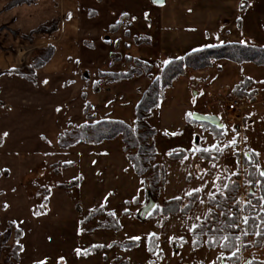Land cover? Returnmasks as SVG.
Segmentation results:
<instances>
[{
	"label": "rangeland",
	"instance_id": "374dc122",
	"mask_svg": "<svg viewBox=\"0 0 264 264\" xmlns=\"http://www.w3.org/2000/svg\"><path fill=\"white\" fill-rule=\"evenodd\" d=\"M9 1L0 0V72L25 67L36 47L32 45L34 41L23 40L13 32L27 34L52 15L43 3L32 14L3 15ZM54 3L57 9V1ZM57 10L55 19L59 21ZM256 13L264 18V11L257 9ZM139 22L121 23L116 35L109 29L115 23H96L92 29L97 34L92 36L80 37L75 30V45L81 52L78 61L75 64L65 61V50L60 46L54 68L40 70L35 82L0 75V171L8 170L14 183L11 185H15L5 188L7 201L0 210V233L8 223H14L23 234L19 262L3 249L0 264H227L231 255L223 254L219 248L192 249L184 243H189V236L174 238L175 232L168 230L167 225L160 229V217L151 216L160 204L159 198L151 197L145 178L133 174L119 139L70 150H62L56 144L57 136L64 130L83 123L118 119L133 125L135 104L158 77V67H153L151 60L149 72L127 82L111 83L103 74L144 71L131 60L133 56L139 57V49H144L133 40H142L148 34L141 19ZM60 34L53 36L57 38ZM45 36L35 35L33 40ZM38 46L45 44L41 42ZM246 67L252 69L245 71L248 76L264 80L263 69L250 63ZM228 69L211 71L203 86L205 97L208 91L213 92L214 104L223 97L224 106L233 100L226 97L235 88ZM259 88L256 105L234 99L243 107L241 111L219 113L228 140L225 147L217 148L221 156H227L229 177L237 176L240 181L246 171L244 155L256 154L257 169L264 170V83ZM149 122L154 127L156 117ZM182 130L170 136L167 144L177 146ZM62 163H72L73 167L62 169L59 166ZM74 180L78 181L76 187L65 190L58 187ZM244 187L240 185L239 197L243 196ZM149 199L154 207L142 217L141 210ZM99 209L102 211L97 213ZM112 217L117 219L118 230L102 227L111 225ZM184 222L192 224L194 214ZM154 236L158 239L155 251L149 253L148 244ZM13 238L14 230L7 246L13 244ZM128 241H137L136 247L117 246ZM252 241L251 237L247 240L250 244ZM96 247L93 254L91 249ZM90 251L93 255L88 254ZM235 259L237 264L264 261V248L238 249Z\"/></svg>",
	"mask_w": 264,
	"mask_h": 264
},
{
	"label": "crops",
	"instance_id": "0c3cea01",
	"mask_svg": "<svg viewBox=\"0 0 264 264\" xmlns=\"http://www.w3.org/2000/svg\"><path fill=\"white\" fill-rule=\"evenodd\" d=\"M55 1H57L58 10L55 8ZM55 1L37 0L35 4L30 6L22 5L2 12L3 15L8 14V16L13 12L19 15L24 12L32 14L40 5L39 3H43L46 5V11L49 9L52 13L50 18L40 24L43 25L56 20L55 10H57L56 18L59 19V25L55 33H61L60 36H57L58 39L53 36L55 34L53 33L45 37H36L33 40L34 43L32 42V45L36 47H34V51H31L28 58L30 63L26 66L33 62L35 50L40 49L39 43L44 42L45 44L41 48L47 46L55 48L53 57L41 71L54 68L56 64L54 61L57 59L60 46L65 50V52L63 51L65 61L68 60L75 64L81 53H78L75 45L77 43V37L73 35L75 30L78 31L80 37L96 35V29H92L96 23H115L109 25V29L112 35H116L122 28L121 23H140L139 20L141 19V23H144L148 34L139 41L136 39L134 41L135 37L132 36L133 43L142 46L144 49L136 50L140 55L139 57L133 56L131 60L138 59L148 64L152 60V66L158 67L159 72L168 62L198 50L241 41L264 46V18L261 14L256 13L257 9L264 11V0H162V2L160 0V4H156L152 0ZM115 25H118L117 30H113ZM36 28L29 30L28 33ZM101 33L104 35V31ZM21 52L20 55H23ZM128 59L130 58H126V60ZM6 61L7 59L3 58L2 62L6 63ZM247 64L237 65L221 60L214 62L211 67L206 69H186L184 75L175 79L171 86L164 91L159 107L154 112L152 118L156 117L154 128L157 130L155 145L158 152L156 162L163 166L165 172L164 187L158 195L160 203L185 198L193 193L197 194V200L188 215L194 214L192 224L186 225L184 222L188 216L170 215L166 218H160L163 221L159 226L160 229L163 226L165 229V225H167L168 230L175 232L174 238L188 237L194 226H197L204 219L208 210V198L224 189L230 170L226 162L227 156L223 155L217 161H212L204 160L197 154L198 150H210L226 146L224 144L228 138L225 137L224 126L222 125L220 129L217 128L222 130L221 134H217L211 130V126L208 127L196 122L191 123L188 120V117L191 116L189 114L199 113L219 117V113H227L226 106L222 102L224 97L214 104L211 101L215 97L213 92L208 91L207 97H205V90H202L211 71L216 72L229 68L228 71L232 72L230 83L235 86L244 78L252 80L254 83L252 87L259 97L260 91H257V88L260 90L259 85L264 83V80H258L251 75L248 76L245 71L252 69L246 67ZM258 68L264 70V67ZM132 79L119 82H127ZM226 97L227 99L230 98L227 95ZM258 102L248 105H256ZM240 107L243 109L242 106ZM233 112L235 111H232V114ZM177 123L178 128H176ZM169 125L174 126L171 128ZM177 129H183L182 137L179 138L177 146H172V148L171 145L173 144H167V141L174 133H178ZM176 149L183 150L186 154L177 160L169 159L167 153ZM11 183L13 181L10 172L7 177L0 179V210L7 201L5 188L11 189L15 186H12Z\"/></svg>",
	"mask_w": 264,
	"mask_h": 264
},
{
	"label": "trees",
	"instance_id": "16d2710c",
	"mask_svg": "<svg viewBox=\"0 0 264 264\" xmlns=\"http://www.w3.org/2000/svg\"><path fill=\"white\" fill-rule=\"evenodd\" d=\"M37 0H10L5 10L22 5L35 4ZM59 21L53 20L49 23L38 26L27 34H20L14 31L15 36L23 40L33 41L35 35H51L58 30ZM118 25L113 27L117 30ZM55 48L47 46L36 49L33 62L29 66L19 69H10L0 72V75H14L29 82H35L36 72L41 70L53 57ZM129 60V59H128ZM227 61L233 64L242 65L245 63L253 64L257 67H264V46H257L247 42L230 43L212 48L198 50L189 53L181 58L172 60L161 68L157 78L153 79L134 107V123H127L118 119H102L92 123H83L75 127L64 130L57 136L56 144L62 150H70L79 145L99 146L104 142H111L119 139L122 143V151L126 153V159L132 167L133 173L141 178H145L146 186L151 197L159 195L164 187L165 172L162 165L156 162L158 155L155 137L157 130L148 121L153 117L154 112L159 107L163 98L164 91L171 86L172 82L184 75L186 69L202 70L212 66L217 61ZM133 63L138 67L144 68L143 72L138 69L127 73H107L103 76L108 77L111 83L138 78L143 73L150 71L148 63L134 59ZM253 81L244 78L233 89L230 98L244 101L251 104L256 101V90L252 87ZM98 89V88H97ZM191 123H195L188 117ZM210 127L207 124H203ZM217 134L222 130L210 127ZM197 154L204 160L217 161L221 157L218 148L210 150H198ZM185 155L183 150H172L167 153V157L177 160ZM257 157L254 153L244 155L243 164L246 168L242 180L237 176H230L227 184L221 192L208 198V210L204 219L195 226L189 235L188 241L192 249L206 247L208 249L219 248L223 254H230L228 258L230 264H235L238 249L250 247L264 248V176L260 173L264 170L257 169ZM62 169H67L73 164H61ZM9 175L8 170L0 171V179ZM255 184L252 187L251 184ZM243 184V196L239 197L240 185ZM78 181L74 180L66 185H59L60 189H70L76 187ZM197 200V194L193 193L185 198H177L162 201L152 212V218H166L170 215L188 216ZM102 211L101 209L97 210ZM92 213V214H97ZM101 215V213H99ZM89 214L88 218H90ZM245 221H247L245 223ZM163 221L160 222V226ZM113 224V225H112ZM103 228L118 230L117 219L111 218V225H103ZM14 230L13 244L7 246L10 233ZM22 231L14 225L8 223V227L0 234V252L5 249L8 256L19 262V254L22 251L20 240ZM228 240L225 241L224 238ZM252 238V243H248V238ZM157 237H152L148 244V252L155 251ZM225 243L227 246H224ZM137 241H128L117 244L122 249L136 247ZM93 250V251H92ZM93 254L97 251L92 248ZM88 252V254L93 255ZM235 261V262H234ZM222 264V262L220 263ZM226 264V263H225ZM237 264V262H236ZM250 264H264V261H251Z\"/></svg>",
	"mask_w": 264,
	"mask_h": 264
},
{
	"label": "water",
	"instance_id": "95a60500",
	"mask_svg": "<svg viewBox=\"0 0 264 264\" xmlns=\"http://www.w3.org/2000/svg\"><path fill=\"white\" fill-rule=\"evenodd\" d=\"M152 2H154V0H152ZM161 2H154V3L160 4ZM190 117L192 121L196 123L207 124L211 127H215L219 129L222 128V124L220 123L219 117L215 115H204V114H199V113H192ZM153 207H154V203L151 199H149L147 205L141 210L142 217H144Z\"/></svg>",
	"mask_w": 264,
	"mask_h": 264
},
{
	"label": "built area",
	"instance_id": "2783aa9c",
	"mask_svg": "<svg viewBox=\"0 0 264 264\" xmlns=\"http://www.w3.org/2000/svg\"><path fill=\"white\" fill-rule=\"evenodd\" d=\"M241 109L242 108L238 105V103L236 101H230V102L227 103V106H226V111L227 112L241 111ZM226 117H228V116L226 115ZM251 186L255 187V184L252 183Z\"/></svg>",
	"mask_w": 264,
	"mask_h": 264
},
{
	"label": "snow or ice",
	"instance_id": "6c2138e0",
	"mask_svg": "<svg viewBox=\"0 0 264 264\" xmlns=\"http://www.w3.org/2000/svg\"><path fill=\"white\" fill-rule=\"evenodd\" d=\"M154 2H160V0H154ZM241 43H244L243 41H241ZM165 63H167V61H165ZM189 115H192V114H189ZM260 175L261 176H264V171H262L261 173H260ZM262 203H264V201H262ZM247 221H245V223H246ZM195 227V226H194ZM133 239H139V237H134ZM224 240L225 241H227L228 240V238L227 237H225L224 238ZM224 246H227V244L225 243V245ZM79 249H77V254H79ZM62 259V258H61ZM40 264H43V262H40Z\"/></svg>",
	"mask_w": 264,
	"mask_h": 264
}]
</instances>
